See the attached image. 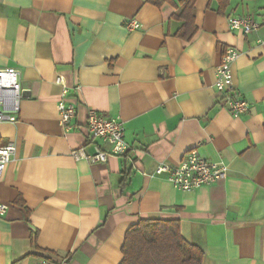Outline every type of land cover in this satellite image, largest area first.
I'll return each instance as SVG.
<instances>
[{
    "label": "crops",
    "instance_id": "crops-1",
    "mask_svg": "<svg viewBox=\"0 0 264 264\" xmlns=\"http://www.w3.org/2000/svg\"><path fill=\"white\" fill-rule=\"evenodd\" d=\"M187 0H0V69L20 72L28 95L0 124L16 152L0 181V264H121L140 220H178L201 264H264V0H196L190 41L178 16ZM229 17L258 29L230 32ZM131 20L139 24L129 30ZM231 47L233 85L249 112L218 103L215 70ZM71 88L75 128L59 124ZM92 110L124 125L129 159L75 162L92 154ZM196 149L227 167L224 180L192 192L156 176Z\"/></svg>",
    "mask_w": 264,
    "mask_h": 264
},
{
    "label": "built area",
    "instance_id": "built-area-1",
    "mask_svg": "<svg viewBox=\"0 0 264 264\" xmlns=\"http://www.w3.org/2000/svg\"><path fill=\"white\" fill-rule=\"evenodd\" d=\"M230 32H239L249 35L255 32L259 24L250 17H229ZM129 30H137L139 24L131 20L127 24ZM236 49L228 47L224 50L221 62L215 70V90L218 103L229 109L230 114L237 118L249 112V104L240 99L234 89L232 65L238 59ZM20 72L15 68L0 69V124L10 119L11 115L19 113L20 102L28 95L21 88ZM56 87L61 89L60 100L56 111L59 124L67 131L75 128L73 119L76 114L75 104L71 97V88L62 77H56ZM86 135L89 142L99 141L92 154L78 149L71 153L75 162L84 161L89 165L106 164L111 158L129 159L131 149L125 142L123 123L118 118H104L95 111L88 112L86 120ZM16 147L13 143L0 145V181L7 165L13 160ZM227 167L223 163H210L202 159L198 151H189L180 165L170 166L159 164L155 169L156 176H166L173 188L180 192H192L202 187L211 186L227 177ZM8 207L0 204V218L4 217ZM39 264H52L42 261ZM56 264H68L67 259H61Z\"/></svg>",
    "mask_w": 264,
    "mask_h": 264
},
{
    "label": "trees",
    "instance_id": "trees-1",
    "mask_svg": "<svg viewBox=\"0 0 264 264\" xmlns=\"http://www.w3.org/2000/svg\"><path fill=\"white\" fill-rule=\"evenodd\" d=\"M195 2L183 3L178 16L184 21L181 36L186 41L196 33ZM180 232L178 220H140L125 236L121 264H201L202 251L187 243Z\"/></svg>",
    "mask_w": 264,
    "mask_h": 264
}]
</instances>
